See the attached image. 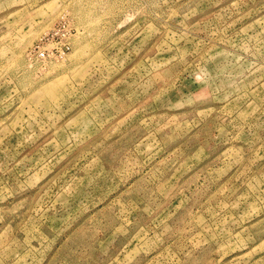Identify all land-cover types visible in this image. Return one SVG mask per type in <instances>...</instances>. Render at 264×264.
Segmentation results:
<instances>
[{
  "label": "rangeland",
  "instance_id": "374dc122",
  "mask_svg": "<svg viewBox=\"0 0 264 264\" xmlns=\"http://www.w3.org/2000/svg\"><path fill=\"white\" fill-rule=\"evenodd\" d=\"M0 264H264V0H0Z\"/></svg>",
  "mask_w": 264,
  "mask_h": 264
},
{
  "label": "built area",
  "instance_id": "2783aa9c",
  "mask_svg": "<svg viewBox=\"0 0 264 264\" xmlns=\"http://www.w3.org/2000/svg\"><path fill=\"white\" fill-rule=\"evenodd\" d=\"M57 32H54L51 37H54ZM66 33H63V36H65ZM70 46L68 44V41L64 40L63 42H56L55 45L53 46L52 49L47 50L44 47H40L37 52V56L40 57L41 59H46V58H63L66 53L68 52Z\"/></svg>",
  "mask_w": 264,
  "mask_h": 264
}]
</instances>
